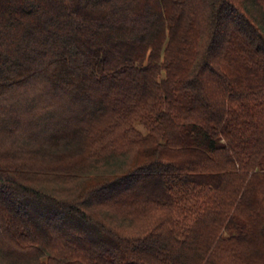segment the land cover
<instances>
[{
    "label": "trees",
    "instance_id": "16d2710c",
    "mask_svg": "<svg viewBox=\"0 0 264 264\" xmlns=\"http://www.w3.org/2000/svg\"><path fill=\"white\" fill-rule=\"evenodd\" d=\"M0 264H264V0H0Z\"/></svg>",
    "mask_w": 264,
    "mask_h": 264
}]
</instances>
